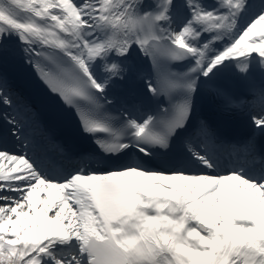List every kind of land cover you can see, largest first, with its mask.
I'll return each instance as SVG.
<instances>
[{"label":"snow or ice","instance_id":"1","mask_svg":"<svg viewBox=\"0 0 264 264\" xmlns=\"http://www.w3.org/2000/svg\"><path fill=\"white\" fill-rule=\"evenodd\" d=\"M0 264H264V0H0Z\"/></svg>","mask_w":264,"mask_h":264}]
</instances>
